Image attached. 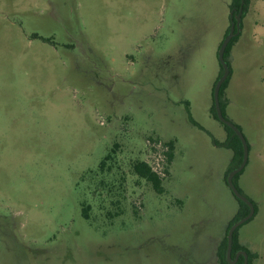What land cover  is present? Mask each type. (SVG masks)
I'll list each match as a JSON object with an SVG mask.
<instances>
[{"label": "rangeland", "instance_id": "1", "mask_svg": "<svg viewBox=\"0 0 264 264\" xmlns=\"http://www.w3.org/2000/svg\"><path fill=\"white\" fill-rule=\"evenodd\" d=\"M232 1L0 0V264L219 263L240 209L211 111ZM227 61L257 207L237 236L264 264V0ZM147 139L175 142L163 192L134 170Z\"/></svg>", "mask_w": 264, "mask_h": 264}, {"label": "trees", "instance_id": "2", "mask_svg": "<svg viewBox=\"0 0 264 264\" xmlns=\"http://www.w3.org/2000/svg\"><path fill=\"white\" fill-rule=\"evenodd\" d=\"M248 1L249 0H246V3H245V12L247 10V4H248ZM240 4H241V0H233L232 3H231V10L233 12H238L239 8H240ZM244 12V14H245ZM244 14H243V17H244ZM230 30V27L229 29L227 30L226 32V35L228 34ZM225 35V36H226ZM240 36V33L237 34L236 36H234L232 38V40L230 41L227 49H226V53H225V57H226V60H227V57H228V54L230 53L231 49H232V46L234 44V42L239 38ZM222 44V43H221ZM221 73L219 74L218 78H217V81L218 79L221 77V75L223 74L224 72V68L221 64ZM231 74V73H230ZM230 77V75H229ZM229 77L226 79V81L223 83L222 85V88L220 90V101H221V106H222V109H223V113L224 115L226 116L225 114V110H224V100H223V97H224V92H225V87L227 85V82L229 80ZM216 81V83H217ZM216 83L214 85V89H215V86H216ZM212 111V114L217 118H218V115H217V111H216V107H215V100H214V105L211 109ZM227 117V116H226ZM228 118V117H227ZM191 121L196 124V125H199L195 120L192 119V117H190ZM229 119V118H228ZM220 120V119H219ZM222 122V121H221ZM223 123V122H222ZM226 128L228 129L229 131V136H228V139L226 142L224 143H218L216 140H215V143L216 144H221L223 146H226L230 149L233 150L234 152V157H233V161H232V165L231 167L228 169L226 175H225V180L228 184V181H227V177L230 173V171L239 166L242 161H243V158H244V146H243V143L241 141V139L238 137V135L235 133V131L230 127L228 126L227 124L223 123ZM201 127V126H200ZM169 145H170V148H171V151L169 152V161L172 163L173 159H174V149H175V142L173 140L171 141H168L167 142ZM110 156L111 154H108L105 158V161L110 159ZM103 161V163L105 162ZM134 170L136 172L137 175H139V177L143 178V179H146L147 181L151 182L154 186V188L158 191V192H163V181L157 176L156 173H154L151 169V167L144 161V160H136L135 163H134ZM244 170V169H243ZM243 170L241 172H239L236 176H235V184L236 186L239 188L238 184H237V178L238 176L243 172ZM229 185V184H228ZM239 190L242 192V190L239 188ZM233 192V191H232ZM235 195V194H234ZM236 196V195H235ZM236 198L238 199V201L240 202V209L238 211V213L236 214V216L233 218V220L231 221L230 225H229V228L226 232V235L223 237V239L221 240L219 246H218V250H217V256H218V261L219 263L218 264H231L227 258V248H228V231L231 227V225L236 222L237 220H239L240 218L246 216L249 212H250V206L248 204H246L244 201H242L241 199H239L237 196ZM257 211V207L255 206V213ZM255 215V214H254ZM86 217L89 218V216L86 214ZM251 219V218H250ZM249 219V220H250ZM247 222V221H246ZM245 222V223H246ZM244 224V223H243ZM242 224V225H243ZM240 228V226L236 229L235 233H234V242H233V254H232V257L235 258V255H236V252L238 251V249H244L246 250L249 254L250 251L248 249H246L244 246H242L240 243H239V240H238V236H237V232H238V229ZM235 264H245L244 262V256H241L239 258V260L237 261V263ZM249 264H251L250 262V258H249Z\"/></svg>", "mask_w": 264, "mask_h": 264}, {"label": "water", "instance_id": "3", "mask_svg": "<svg viewBox=\"0 0 264 264\" xmlns=\"http://www.w3.org/2000/svg\"><path fill=\"white\" fill-rule=\"evenodd\" d=\"M245 3L246 0H241V4H240V8L238 10L237 15H234V12H231V27L230 30L228 32V34L225 36V38L223 39V42L219 48V60L224 68V72L221 75V77L218 79L215 89H214V100H215V107H216V111H217V115L218 118L220 119V121H222L223 123L227 124L228 126H230L235 133L238 135V137L241 139L243 146H244V158L242 163L233 168L228 177H227V181L228 184L230 186V188L232 189L233 193L242 201H244L246 204H248L250 206V212L240 218L239 220H237L236 222H234L229 231H228V248H227V258L229 260V262L231 264H235L237 263V261L239 260L240 255L242 254L244 256V262L245 264H249V254L246 250H240L237 252L235 258L232 257L233 254V242H234V233L236 231V229L241 226L243 223H245L246 221H248L250 218H252L255 214V205L253 204V202L246 197L240 190L239 188L236 186L235 184V176L241 172L245 166L247 165L248 162V152H249V144L247 141L246 136L244 135L243 131L241 130V128L236 125L234 122H232L231 120H229L223 113V109L221 106V101H220V90L222 88L223 83L226 81V79L229 77L230 75V66L228 61L226 60L225 57V53H226V49L230 43V41L232 40V38L234 36H236L237 34H239L241 32L242 29V19H243V14L245 12Z\"/></svg>", "mask_w": 264, "mask_h": 264}, {"label": "built area", "instance_id": "4", "mask_svg": "<svg viewBox=\"0 0 264 264\" xmlns=\"http://www.w3.org/2000/svg\"><path fill=\"white\" fill-rule=\"evenodd\" d=\"M170 145L162 140L146 141V154L144 161L151 167L152 171L163 181L169 174V152Z\"/></svg>", "mask_w": 264, "mask_h": 264}, {"label": "flooded vegetation", "instance_id": "5", "mask_svg": "<svg viewBox=\"0 0 264 264\" xmlns=\"http://www.w3.org/2000/svg\"><path fill=\"white\" fill-rule=\"evenodd\" d=\"M240 250H244V249H238V251H240ZM238 251H237V252H238ZM237 252H236V254H237ZM235 256H236V255H235ZM241 256H243V255L241 254L240 257H241ZM240 257H239V258H240Z\"/></svg>", "mask_w": 264, "mask_h": 264}]
</instances>
